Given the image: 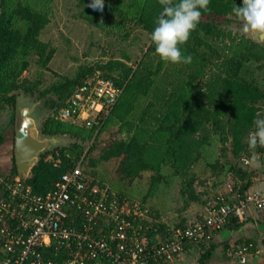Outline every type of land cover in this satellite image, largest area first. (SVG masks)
I'll use <instances>...</instances> for the list:
<instances>
[{"label": "trees", "instance_id": "obj_1", "mask_svg": "<svg viewBox=\"0 0 264 264\" xmlns=\"http://www.w3.org/2000/svg\"><path fill=\"white\" fill-rule=\"evenodd\" d=\"M110 1H91L103 5V13L92 14L87 8L83 10L82 18L94 23L99 29L101 27L102 30L110 14L114 15L116 11H119L121 16L120 7ZM38 3L33 4L30 0H0V108L14 109L17 98L15 91L21 90L34 100L40 101L39 109L45 110L48 114L41 122V134L67 135L74 140L64 147L57 146L41 154L33 166L31 177L26 181L34 192L45 193L52 189L63 172L74 167L81 158L82 162L88 159L99 141L97 137L101 134L107 120L112 115L124 120L131 110L132 100L140 95L148 94L152 89L154 76L157 74L156 71L151 72L142 65L143 62L133 70L119 60H112L96 66H84L77 70L75 75H62L43 87L38 80L20 83L19 77L29 66L30 54L36 57V64L43 68L47 67L54 55V48L39 38L41 29L48 21L46 14L49 0H39ZM241 4V0H209L207 10H202L201 14V17L205 19L200 17V22L196 30L191 33L189 40L180 45L182 53L192 57L191 63H183L189 72L186 78L178 79L171 86L169 94L162 96L163 111L160 116L154 118V124L147 126L129 122L128 132L130 133L126 138L112 141L101 155L103 160L120 158L119 170L130 180L143 172H151V186L148 188L151 193L148 192L149 194L163 191L164 188L159 186L164 181L162 171L165 165H170L175 175L185 177L192 165L202 161L201 149L209 144L207 135L210 132V126L220 129V132L226 129V132L231 135L232 153L237 160L228 163L224 159L215 158L213 161L203 162L201 168L209 169L208 175L213 178V183L205 187L202 184L204 180L198 181L193 173L180 190L184 203L201 201L208 210L207 202L215 196L222 194L228 199L232 197L233 193L221 190V186L227 188L230 185L233 192L243 196L245 190L251 185L254 173L241 159L248 157L252 151L264 153V146L258 144L255 149H250L245 140L255 129V121L260 110L257 105L258 101L264 100V88L252 73L248 62L252 60L251 56L259 62L264 61L262 49L264 46L258 42L249 41L251 49L243 47L245 51L237 49L233 54L224 57L205 39L221 33L216 16L225 17L233 7ZM132 6L136 11L135 25L150 34L161 11L160 0H138ZM252 49L256 51L251 52ZM148 51H155V45L152 42ZM212 58L219 59L221 73L211 78L206 84V90L200 92L198 96L194 81L206 74V67L211 65ZM158 67H161V62ZM97 70H101L104 77L112 78L117 84L123 86L121 96L99 130L56 119L54 114L65 104L68 97L86 77L93 75ZM154 97L157 101H161L157 95ZM223 118L226 120L225 123L222 122ZM225 125L227 128L224 127ZM93 137L92 143L87 148V143ZM9 174L18 175L15 162ZM87 180L90 184L106 185L104 182L90 179L88 175ZM143 200L141 204L147 207ZM149 211L150 214H154L153 210L149 209ZM155 227L147 230L149 245L161 239L165 240L172 230L168 228L166 237L157 239ZM174 227L184 226L178 224ZM159 229H163V226H159ZM203 245L206 247L209 245L208 250L213 248L210 242H204ZM50 252L52 249H46L44 256L54 259ZM208 256L209 253L204 254L200 262L204 263Z\"/></svg>", "mask_w": 264, "mask_h": 264}, {"label": "built area", "instance_id": "obj_2", "mask_svg": "<svg viewBox=\"0 0 264 264\" xmlns=\"http://www.w3.org/2000/svg\"><path fill=\"white\" fill-rule=\"evenodd\" d=\"M123 86L95 72L68 97L55 118L98 130L121 96ZM241 161L247 165L249 158ZM82 158L63 172L52 189L36 193L27 178L0 177V264H172L187 244L210 240L233 216L243 219L250 206L264 209V196L220 194L207 202V214L149 245L156 223L150 211L106 185L90 184ZM249 245L237 246L246 262ZM52 249L54 259L44 256ZM61 253V254H60Z\"/></svg>", "mask_w": 264, "mask_h": 264}, {"label": "rangeland", "instance_id": "obj_3", "mask_svg": "<svg viewBox=\"0 0 264 264\" xmlns=\"http://www.w3.org/2000/svg\"><path fill=\"white\" fill-rule=\"evenodd\" d=\"M91 1L49 0L46 14L48 21L41 29L39 38L54 48V55L47 64V67L43 68L36 64V57L30 54L28 56L29 66L19 77V82L26 83L38 80L40 86L43 87L62 75H75L76 71L84 68V66H96L97 64H105L112 60H119L133 70L137 69L141 62H143L142 65L147 67L151 72L156 71L157 75L154 76L152 89L147 95H140L132 100L131 110L126 118L121 120L117 116L112 115L107 120L101 130V134L97 137V140H99L97 145L88 159L82 163V166L90 179L104 182V184L112 187L115 192L131 201L141 204V200L146 197L143 201L151 211L160 212L161 209H165L168 212L169 201L166 202L163 199L168 198L169 195L176 198V200L178 199L179 204L182 202L181 207H185L187 204L184 203L180 190L189 176L194 173L198 181L204 180L202 184L205 187L213 183V178L208 175L209 169H206V167L205 169L201 168L203 162L213 161L215 158L218 160L224 159L228 163L236 162L237 159L234 158L232 153L231 135L226 132V129H222L220 132V129L210 126V132L207 135L209 144L206 148L201 149L202 154L200 159L202 161L192 165L190 171L186 172L187 175L185 177L175 175L170 165H165L162 171L164 181L162 180V185L159 186V188L162 187L164 189L156 194H149L151 192L148 191V188L151 186V172H143L140 176L130 180L124 177L119 170L120 158L101 159V155H103V152L112 141L126 138L130 133V131L128 132L129 122H135L141 126L154 124V118L159 117L163 111L161 107V103L163 102L162 96L170 93L171 86L178 79L186 78L189 69L183 63L164 61L155 51H148L151 42L150 34L135 25L134 22L136 11L133 10L134 6L132 4L138 0H111L110 3L120 7L121 16L119 15V11H116L114 15L110 14L102 30L101 27L99 29L94 23H90L82 18L83 10L91 8ZM30 2L39 4V0H30ZM202 19H205V17ZM216 19L221 33L218 36L216 33L211 38L206 37L205 39L214 48H217L222 56L226 57L228 54H233L237 49L244 50L243 47L251 49L249 41L252 43L258 42L264 46V38L256 40L254 32H245L243 29L244 22L237 18L232 13V10L225 17L216 16ZM226 20L229 21L227 22ZM262 49L264 50V47ZM255 51L254 49L251 50V52ZM251 57L252 60L248 62L249 68L253 71L252 73L261 87L264 88V61L259 62L253 56ZM160 62L161 67L159 68L158 64ZM96 72L102 74L101 70H97ZM220 73L219 59L212 58L211 65L206 67V74L194 81V86L198 90L196 94L200 96V92L206 90L207 82ZM16 93L17 97L20 98L19 109L26 107L22 105L26 101L37 104L35 106L38 110L37 114L41 116L39 120L40 131L41 122L48 116L45 110L42 109L41 111L39 109L40 101L34 100L21 90L15 91ZM154 95H157L161 101H157ZM27 97L28 99H26ZM17 101L15 102L14 109L0 108V146L4 147L5 143L8 142L12 168L14 166L13 151L16 118L18 115V110L16 109ZM121 105L123 108V103ZM257 106L260 109L257 119H264V100L258 101ZM50 115L53 116V114ZM225 121V118H223L222 122L225 123ZM224 127L227 128L226 125ZM59 136L65 138V146L74 141L67 135ZM248 138L245 139L247 142ZM93 139L94 137L87 143V148ZM57 146L64 147L63 145H54L51 148L53 149ZM247 158H249V163L246 165L247 168L256 176L264 175V153L259 154L252 151Z\"/></svg>", "mask_w": 264, "mask_h": 264}, {"label": "crops", "instance_id": "obj_4", "mask_svg": "<svg viewBox=\"0 0 264 264\" xmlns=\"http://www.w3.org/2000/svg\"><path fill=\"white\" fill-rule=\"evenodd\" d=\"M7 129L9 128L7 127ZM4 147L0 146V177L9 174L12 168L8 142ZM224 187L221 186L220 189L230 193L231 186ZM246 192H258L264 196V175L253 174L251 185L245 190ZM163 200L169 201L168 212L161 209L163 211L154 212L155 215L150 216L151 223L156 221L154 224L156 227H153H155L157 239L166 237L168 228L171 229L178 224L188 226L207 214V209L201 201L185 203L187 205L182 208V202L179 204L178 199L176 200L171 195ZM237 218L231 217L223 228L215 230L210 240L187 244L184 252L172 264H264V209L258 210L254 206H250L246 217ZM159 226H163V229H159ZM204 242H210L213 248L208 250L209 245L208 247L204 246ZM242 244L250 246L246 252V262L244 263L240 262V258L236 254L237 246H242ZM206 253H209V256L204 260V263H201L200 260Z\"/></svg>", "mask_w": 264, "mask_h": 264}, {"label": "clouds", "instance_id": "obj_5", "mask_svg": "<svg viewBox=\"0 0 264 264\" xmlns=\"http://www.w3.org/2000/svg\"><path fill=\"white\" fill-rule=\"evenodd\" d=\"M160 4L161 11L150 33L156 54L171 63H191V55H184L180 45L185 44L196 30L209 0H160ZM103 11V5L91 3L92 14ZM232 13L244 22L245 32L264 35V0H242L240 6L232 8ZM258 144L264 146V119L260 118L256 119L255 129L248 138L250 149H255Z\"/></svg>", "mask_w": 264, "mask_h": 264}, {"label": "water", "instance_id": "obj_6", "mask_svg": "<svg viewBox=\"0 0 264 264\" xmlns=\"http://www.w3.org/2000/svg\"><path fill=\"white\" fill-rule=\"evenodd\" d=\"M256 40H262L264 35L254 33ZM18 98V97H17ZM19 99L16 104L18 115L16 118V130L14 139V161L17 173L24 178H30L33 166L39 160L41 154L52 150V146H65V138L59 135H43L39 131L37 104L25 102L26 107L20 108ZM28 99V97L26 98Z\"/></svg>", "mask_w": 264, "mask_h": 264}]
</instances>
